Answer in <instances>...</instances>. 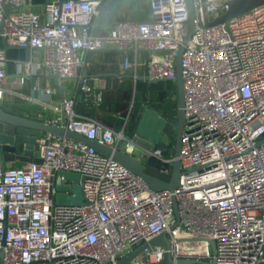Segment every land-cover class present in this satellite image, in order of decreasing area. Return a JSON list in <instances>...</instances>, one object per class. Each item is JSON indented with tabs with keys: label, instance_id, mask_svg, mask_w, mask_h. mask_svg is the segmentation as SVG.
Instances as JSON below:
<instances>
[{
	"label": "built area",
	"instance_id": "obj_1",
	"mask_svg": "<svg viewBox=\"0 0 264 264\" xmlns=\"http://www.w3.org/2000/svg\"><path fill=\"white\" fill-rule=\"evenodd\" d=\"M227 2L193 0L195 32L182 55L186 122L180 187L155 191L95 148L43 133L36 140L40 162L6 168L0 157L4 264H117L165 232L175 261L264 264V5L207 26L205 10L214 21L226 11ZM24 3L0 0V38L43 54L36 62H17L19 84L41 71L57 73L76 81V92L85 102L100 105L104 93L87 76L84 54L109 48L134 53L135 60L126 56L121 63L122 73L130 72L134 81L145 76L149 82H176V60L188 32L187 0H151L152 19L117 22L108 34L96 32L104 0L52 1L45 5L44 20L21 10ZM143 51L149 53L147 61ZM7 65L6 50L0 48V106ZM78 99L42 103L55 112L44 122L122 149L142 162L151 158L154 167L170 172L174 144L160 140L155 150L140 148L142 155L135 156L139 147L126 135V124L116 130L80 115ZM60 171L86 177L84 203L56 204ZM207 240L215 242L214 252ZM166 253L164 245L149 247L132 263L157 264Z\"/></svg>",
	"mask_w": 264,
	"mask_h": 264
},
{
	"label": "water",
	"instance_id": "obj_2",
	"mask_svg": "<svg viewBox=\"0 0 264 264\" xmlns=\"http://www.w3.org/2000/svg\"><path fill=\"white\" fill-rule=\"evenodd\" d=\"M62 1V0H61ZM264 5V0H228L226 11L214 21H210L209 14L205 10V23L207 26L226 22L243 13L249 12L254 8ZM188 6V32L181 46L176 60V86L178 94V116L176 119L162 115L158 111L145 108L138 120L137 126L133 133V139L137 146L149 150H155L161 145V137L163 135L174 139V156L176 160L171 166L169 173H164L151 164V158L142 162L139 158L128 155L125 151L119 148H114L98 141L89 140L83 134L66 129L64 126L48 124L42 120L27 117L15 107L0 106V157L5 166L6 162L24 161V162H40L39 146L36 144L37 138L43 133H51L58 137L69 138L78 142H82L96 149V151L105 157H110L120 165L125 167L130 172L139 175L146 181L151 189L155 191L169 190L174 192L180 187L181 170V141L185 128V89L182 70V55L185 51L186 44L191 39L195 32V10L193 0H187ZM6 41V40H5ZM56 81L63 99L65 98L64 79L57 73L50 75ZM139 80H148L145 76H140ZM157 82V81H155ZM73 181L72 185L63 184V179ZM86 177L78 173L60 171L56 179V204L58 205H73L75 195L67 194L70 190H75L78 183H81V196L86 200L83 183ZM174 210L176 218L180 219V213L176 198H174ZM177 226L175 224L172 228ZM210 243V251H215V242L207 240ZM164 245L167 253L163 261L157 264H192L193 260H177L175 261L169 252L171 241L168 233H163L160 236L152 239L150 242H145L136 248L130 255L120 259L117 264H134L132 260L142 253L145 249L153 246ZM4 251L0 249V264H4ZM214 264V263H207Z\"/></svg>",
	"mask_w": 264,
	"mask_h": 264
},
{
	"label": "crops",
	"instance_id": "obj_3",
	"mask_svg": "<svg viewBox=\"0 0 264 264\" xmlns=\"http://www.w3.org/2000/svg\"><path fill=\"white\" fill-rule=\"evenodd\" d=\"M52 1L56 0H25L21 10H29L38 13L44 20L45 5ZM150 1L151 0H104L101 15L97 18V34L110 33L113 25L120 21L133 20L135 22L152 19ZM0 48H5L8 58V77L5 82L6 92L1 106L18 108L27 117L42 121L47 120V118L55 115L54 111L51 109H45L42 104L48 103L52 105H59L63 100L58 85L56 84V81L50 77V74L41 71L37 75L28 79L25 85L19 84L18 82L19 76L17 72V62L26 61L29 59L36 62L42 58L43 54L41 52H35L28 49L26 50L25 48L8 45L2 38H0ZM147 55L149 57V54ZM84 56L89 63L87 68L88 70L86 71L87 76L92 79L91 82L95 86H97L99 89H102L103 93L112 91V89L115 91V89L120 88V86L124 83V78L132 77L130 72L123 74L121 70V63L126 56H128L131 60H135V55L132 51L125 53L119 51L117 48H109L97 52L85 53ZM143 56L144 51L142 53V59H144ZM144 72L145 70L143 69L141 73ZM133 82L134 86H136V81H134V79ZM36 85L40 87V90L35 91L33 89ZM76 86L75 80H64L65 98H79V95L76 92ZM46 88L56 89L57 92L53 95H47L44 91ZM26 96L32 97L34 100H27ZM171 99V101H176L178 103L177 91L176 93H172ZM179 107H177V116ZM145 108L157 111L152 107H147V105L140 109L144 110ZM142 111L139 110L131 122L128 118H125L126 123H124V126L125 124L128 126L127 129L125 126L126 135L128 137H133L131 134H129L130 129L132 128L135 121L138 120ZM177 116L174 119H176ZM122 128H117V130H121ZM170 139H172L171 143L174 144V139L171 137ZM124 146L125 143H121V147L124 148ZM134 155L140 156L142 155V151L140 149H136ZM26 163L27 162L24 161H11L6 162L5 167H23V165Z\"/></svg>",
	"mask_w": 264,
	"mask_h": 264
},
{
	"label": "trees",
	"instance_id": "obj_4",
	"mask_svg": "<svg viewBox=\"0 0 264 264\" xmlns=\"http://www.w3.org/2000/svg\"><path fill=\"white\" fill-rule=\"evenodd\" d=\"M149 53L144 52V60H148ZM88 70V69H87ZM132 77L124 78V83L120 88L115 90H124L123 96H116L111 100L110 93L112 91L104 93V100L100 105L95 103L85 102L83 98L79 97L77 110L78 113L84 116L98 120L100 123L107 127H112L117 130V128H122L124 126L125 118L129 121L134 118L139 110H143V106L152 107L162 115L174 119L177 116L178 103L176 101H171L172 93H176L178 90L176 88L175 82L171 81H159V82H148V81H137L133 86ZM132 113L128 115L129 103H132ZM128 115V117H127ZM140 116V115H139ZM140 118V117H139ZM138 118V120H139ZM138 120L135 121L129 134L133 135L134 130L137 126ZM128 126H126L127 129ZM129 129V128H128ZM119 130V129H118ZM126 131V130H125ZM158 166L157 162H153Z\"/></svg>",
	"mask_w": 264,
	"mask_h": 264
},
{
	"label": "rangeland",
	"instance_id": "obj_5",
	"mask_svg": "<svg viewBox=\"0 0 264 264\" xmlns=\"http://www.w3.org/2000/svg\"><path fill=\"white\" fill-rule=\"evenodd\" d=\"M134 84H132V89H134ZM123 92H124V90L122 91V90H115L114 92H111L110 93V97H111V100H113V98H115L117 95L118 96H123ZM130 104V106H129V108H128V114H131L132 113V104H133V102L132 103H129ZM161 141H162V143H164V144H168V143H171L172 142V139H170L168 136H165V135H163L162 137H161ZM80 188H81V184H77L76 185V187H75V190L71 193V196H73V194H75V202H76V204H82V203H84V200H83V198H82V196H81V191H80Z\"/></svg>",
	"mask_w": 264,
	"mask_h": 264
}]
</instances>
